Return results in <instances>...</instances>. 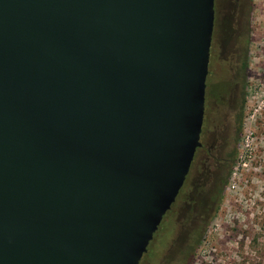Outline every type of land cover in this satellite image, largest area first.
Listing matches in <instances>:
<instances>
[{
	"label": "water",
	"instance_id": "1",
	"mask_svg": "<svg viewBox=\"0 0 264 264\" xmlns=\"http://www.w3.org/2000/svg\"><path fill=\"white\" fill-rule=\"evenodd\" d=\"M213 0H0V264H137L199 146Z\"/></svg>",
	"mask_w": 264,
	"mask_h": 264
},
{
	"label": "rangeland",
	"instance_id": "2",
	"mask_svg": "<svg viewBox=\"0 0 264 264\" xmlns=\"http://www.w3.org/2000/svg\"><path fill=\"white\" fill-rule=\"evenodd\" d=\"M238 4L215 0L201 138L210 151L196 157L200 162H194L186 176L181 208L173 206L163 214L140 264L179 263L186 234L197 224V203L218 173L215 159L230 150L235 154L220 195L188 264H264V0ZM244 50L247 71L242 82ZM239 109L241 124L235 134L233 118Z\"/></svg>",
	"mask_w": 264,
	"mask_h": 264
},
{
	"label": "flooded vegetation",
	"instance_id": "3",
	"mask_svg": "<svg viewBox=\"0 0 264 264\" xmlns=\"http://www.w3.org/2000/svg\"><path fill=\"white\" fill-rule=\"evenodd\" d=\"M238 3H240V0H235V5H237ZM213 9H214V16H215V0H213ZM213 21H214V17H213ZM206 104H207V100L204 97V99H203L202 122H201L199 137H198V141H199L200 144L194 150V153H193V156L191 158L187 173H186V175H185V177L183 179V182H182V184H181V186H180V188H179V190H178L173 202L170 204V207L167 210V212L172 210L173 206H175L177 208V210L181 208L179 206V203H182L183 200L182 201L180 200V193H181L183 185L185 184L186 176H187V174L189 172L190 167L194 164V162L195 163L196 162H200L198 160L200 157L198 159H196V157L198 156V154L201 151L204 154L208 153L210 151V146H206V144H204L203 141L201 140L202 135H203V130H204L203 126H204L205 121H206V112H205ZM234 118H235V116H234ZM234 118H233V121H234ZM234 130H235V126H234ZM231 151L232 150H230L228 153H223L220 157H217L215 159V162H216L217 167H218V173L215 175V177H213V182L211 184V187H210L209 190L206 191L204 199L201 202L197 203V207H199V210L195 213V220L197 222L195 227L198 230H201L203 224L206 222L207 218L211 214V212H212V210L214 208L213 206H215L217 198L219 197L218 196L219 194H216V193H217L218 188L220 186L222 187V184H223V181H224V177H225V174L227 172L228 164L230 162V153H231ZM198 191H203V190L202 189H198ZM197 194L198 195H196L197 196L196 200L200 201L201 200L200 199V192H198ZM207 206H210V208L209 207L207 208ZM200 207H201V209H200ZM192 231L193 230H191L188 234H186V237H185L186 241L189 238V236L192 235V233H193ZM141 260H142V258H141ZM141 260L139 259L137 264H140Z\"/></svg>",
	"mask_w": 264,
	"mask_h": 264
},
{
	"label": "trees",
	"instance_id": "4",
	"mask_svg": "<svg viewBox=\"0 0 264 264\" xmlns=\"http://www.w3.org/2000/svg\"><path fill=\"white\" fill-rule=\"evenodd\" d=\"M245 54H246V50H244L243 57H242V59H241V61L239 63V70H240L241 81L242 82H244L246 71H247V64H246ZM243 87H244V84L242 83V88ZM241 114H242L241 113V109H239L238 112L235 114V118H234L235 134H238L239 130H240ZM234 154H235V151L232 150L231 153H230V162L232 161V158H233ZM227 170H228V168H227ZM223 184H224V181H223ZM221 189L222 188L220 186L218 188L216 194L220 195ZM208 207L210 208V206H207V208ZM191 230H193L192 231L193 233H192L191 236H189L187 241H185L184 250H183V252H181L182 257L180 258L178 264H188L190 262V260H191L190 257H191L192 252L195 249V246H197L198 243L201 241V236H202L201 232H202V230H198L196 227L192 228Z\"/></svg>",
	"mask_w": 264,
	"mask_h": 264
}]
</instances>
